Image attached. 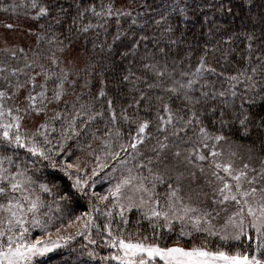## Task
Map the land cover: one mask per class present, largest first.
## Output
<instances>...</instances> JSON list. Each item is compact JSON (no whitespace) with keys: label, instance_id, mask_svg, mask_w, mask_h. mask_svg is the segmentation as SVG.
<instances>
[{"label":"trees","instance_id":"1","mask_svg":"<svg viewBox=\"0 0 264 264\" xmlns=\"http://www.w3.org/2000/svg\"><path fill=\"white\" fill-rule=\"evenodd\" d=\"M35 2L39 6L56 2L63 4L67 12L65 23L62 26L55 25L50 16L40 17L39 7H33V0H0V67L8 69L6 75L13 83L16 80V77L10 75L13 69H22L25 74L31 75L42 71L59 73L61 68L70 70L69 80L75 81V87L71 83L65 84V91L68 93L66 99L78 101L77 110L80 104H84L92 113L103 112V117L97 116L86 126L77 120L76 126L80 135L68 140L65 145V152L71 153L67 160L80 162V175L89 185L87 196L75 194L70 199H60L59 192L62 190L66 195L71 181L59 173L56 179L59 189L56 194L43 193L40 184L48 182L51 186V169L43 168L40 163H33L39 158L31 157L25 149L0 152V155L12 156L15 163L26 171L33 181L29 185L34 190L32 198L40 197V207L35 219H39L41 223L33 227L34 218L31 215L27 217L29 223L25 225L28 228L25 234L26 242L48 233H59L66 240L47 256L33 258L32 264H116L111 260L113 252L108 244L113 237L118 238L117 243L119 239H124L125 242L134 241L163 248L181 244L187 247L203 246L211 251L224 250L230 255H257L258 241L254 231L249 232L246 229V235L240 240L222 241L220 238L221 235L227 234L226 222L232 214H236L238 206L232 201L214 203L220 200L216 191L220 182L212 175L213 171H218L212 161L231 162L234 167L238 166L239 159L249 157L254 161L252 167L259 168L260 157L264 156V152L261 151L260 138L256 136L255 130L252 136H245L238 123H225L221 126L220 113L225 112V119H229L231 109V106L226 107L223 101L225 98L231 101L232 97L230 94L226 97L213 94L222 91L227 93L230 87L229 77L245 70L251 74L252 68L260 63L256 57L264 55V22L261 21V16H264V0H114L116 8L131 11L132 16L120 17L117 23L115 17L101 19L91 13L85 14L82 24H92L93 27L87 33H80L78 29L82 24L78 20L76 30L71 34V48L67 47L70 41L65 37L68 22L77 15L76 5L86 7L94 4L99 10L102 0ZM103 2L107 4L109 0ZM180 8L185 9L187 19L180 13ZM162 15L167 16V19L157 25L156 21L161 20ZM133 18L136 24L131 23ZM168 23L173 27L172 32L165 30ZM9 24L13 27H7ZM117 31L121 33V38L114 43L113 37ZM141 36L145 37L142 41L139 39ZM134 40L139 41V47L134 48ZM59 41H63V44ZM100 45H103V48ZM61 48L63 51H60ZM160 49H164V52L161 53ZM50 57L58 58L59 68L52 63ZM26 63L32 64L33 67L26 68ZM201 63L204 68L194 77L193 74L197 73ZM149 65L163 70L165 75L157 76L154 68L148 67ZM209 68L215 72H209ZM85 69H88L87 73ZM125 76L128 77L127 80L124 79ZM18 77L21 81L26 79V75L19 73ZM44 78L37 75L38 83ZM194 78L198 82L192 85L193 90L188 92V95L201 101L194 107L184 101L183 92L187 91L186 89L181 90L180 94L165 91L169 87H178L176 81L186 83ZM55 79L53 76L49 80V89L56 86L53 83ZM243 79L241 77V80ZM256 79H260L259 73ZM86 80L88 87L84 86ZM3 83V79H0V86ZM244 87L243 83L238 84L236 90L243 94ZM101 88L107 93L102 99L98 98ZM201 93L208 95L204 97ZM142 96L143 100L140 99ZM108 99L113 101L115 121L110 118L106 103ZM239 103L238 96L236 104ZM166 104L172 108L174 114L173 123L178 132L175 136L172 134V125L167 126V132L157 130L158 125L163 127L162 122L157 119V113L166 117ZM57 107L61 111L64 110L63 103L52 104L49 105V115H52V110ZM213 108L215 111H212ZM191 111L197 112L198 120L202 121L209 133L225 137L219 142L208 141L209 147L221 155L212 157L209 148L203 147L199 137L201 124H186ZM122 112L128 120L123 118ZM65 114L67 116V113ZM252 114L257 118L264 116V103L260 101L259 96L252 106ZM180 116L184 119L177 120L176 117ZM67 118L71 119V116ZM142 121L149 122L147 135L150 139L137 145L134 150L129 145L135 142L133 137L136 135L137 125ZM41 122V118L27 119L21 131L31 134ZM53 126L56 131H49L52 143H65L60 135L63 130L60 122L57 121ZM66 127L65 124L64 128ZM181 128H186L187 131H182ZM117 132L120 135H117ZM104 142L108 143V148L104 147ZM160 143L168 144L169 147L162 157L165 163L157 164L159 153L154 149H158ZM121 145L127 149L126 152L121 151ZM225 146L228 153L223 151ZM177 150L182 153L180 161L172 155ZM200 152H205V161L201 162L195 158ZM115 153H119V159L113 158ZM183 156H191L192 163L183 160ZM121 160L126 163L122 164ZM149 161L152 162L150 165ZM101 164L106 166L101 169ZM140 164L151 166L155 174L164 177L155 185L158 195L154 199L160 201V209L165 208L166 192L171 190L169 185L180 187L181 192L178 195L184 197V202L192 204L206 214L203 219L207 222L201 224V231H196L190 221H181L174 217L170 225L171 230L168 222L163 219H148L144 213L150 205L141 206L140 194L129 189H125L122 194L126 197L132 196L135 206L131 210L125 208L124 218L127 219V224L122 222L119 208L112 206L115 200L109 195V190L114 189L122 178L129 175V169H132L133 176L149 177L147 168H139ZM200 167H203V172ZM93 168L97 169L98 175H91ZM193 173L195 175H192ZM220 175L226 174L221 172ZM143 182L149 187L152 186L150 177ZM93 192L97 195L92 196ZM189 193L193 196L191 201L188 200ZM103 196H108V200L101 202L99 197ZM2 203L4 201L0 199V204ZM108 212L112 213L111 217L106 215ZM6 215L7 213H0V218ZM78 222L88 224V229L78 225ZM106 225H110L112 236L108 235ZM209 226L213 234L203 230ZM83 231L90 232V236L77 234ZM89 239L93 242L90 243ZM260 245L258 258H264V243L260 242Z\"/></svg>","mask_w":264,"mask_h":264},{"label":"snow or ice","instance_id":"2","mask_svg":"<svg viewBox=\"0 0 264 264\" xmlns=\"http://www.w3.org/2000/svg\"><path fill=\"white\" fill-rule=\"evenodd\" d=\"M33 7H39L40 17H51L55 21V25L62 26L65 23V15H67L66 9L63 4L59 2L39 6L33 0ZM78 9L77 15L68 22L67 28L68 32L66 39H69L70 43L67 47L71 48V34L76 30L75 26L77 21L80 20L82 24V18L85 14L91 13L93 16L104 19L115 17L116 22H119L120 17H131L132 12L125 8H116L114 0H109L107 4L102 2L99 5V10L94 4H89L86 7H81L80 4L76 5ZM7 10V9H6ZM181 14L187 15L185 9H179ZM64 14V15H61ZM167 16L162 15L161 20H157V25H161ZM261 21L264 22V16H261ZM132 24H136V20L133 18ZM99 26V25H97ZM7 27L12 28L11 24ZM93 27L92 24L83 25L78 29L80 33H87ZM165 30L168 32L173 31L171 23L165 26ZM121 33L117 31L116 35L113 37V42L120 40ZM141 41L145 39L144 36L139 38ZM251 39V37L249 38ZM174 42V41H173ZM63 44V41H59ZM133 46L139 47V41L134 40ZM103 48V45H100ZM23 51V50H21ZM60 51H63L61 48ZM109 51H111V46H109ZM161 53L164 49H160ZM249 51H251V44L249 45ZM52 63L59 68L58 58L50 57ZM256 59L260 61L256 67H253L251 74L247 70L238 73L236 76H231L228 78L230 82V87L228 92L214 93L213 96L219 95L220 97H226L228 94L231 95L232 100L228 101L226 98L223 103L225 106H231L229 119H225V112H221V126L225 123H238L242 134L245 136H252L253 130H255L256 136H258L259 143L261 145V151L264 152V116L257 118L252 114V106L256 103V97L259 96L260 101L264 103V55L257 56ZM251 60V55L249 56ZM26 68H32V64H25ZM43 67V66H41ZM94 67V66H93ZM155 70V73L159 77H163L165 72L154 66L149 65ZM204 68V64L201 63L200 67L197 69V73L193 74L197 77L200 73V69ZM86 73L88 69L84 70ZM209 72H215L214 69L209 68ZM7 68L0 67V79H3L4 83L0 86V152H7L9 149H25L31 157H37L38 160H34L33 163H40L43 168L51 169L50 183L48 182L40 184V190L47 194H56V190L59 189V185L56 184L57 173L62 174L64 178L71 181L69 184V190L65 195L61 190L59 192L60 199L66 200L73 197L75 194L82 196L89 195V185L85 179L80 175L82 169L80 162H69L67 157L71 155L70 152H65V145L68 140L74 139L80 135V131L77 130L76 121L79 120L82 125L86 126L90 122L96 119L97 116L103 117V112L92 113L86 109L84 104L79 105V110H77L78 101H68L66 99L68 93L65 91V84L71 83L75 87V81H70L69 76L71 71H66L60 69L59 73H50L49 71H42L37 75L45 77L42 82L37 81V75L25 74L22 69H13L10 73L12 77H16L15 82L9 80ZM18 73L26 75V79L21 81L18 77ZM259 73L260 79H256ZM55 76L56 79L53 80L55 87L49 89V80ZM241 77L244 79L241 80ZM125 80L128 79L127 76L124 77ZM198 82L197 79H190L186 83H180L176 81L178 87H169L165 91L172 94H180L181 90L186 89L183 92L184 101L193 107L199 104L201 101L199 99H193L188 95V92L192 91V85ZM103 83V81H101ZM243 83L245 85L243 94L239 93L237 85ZM259 85V87H257ZM85 87H88V81H85ZM152 87V85H149ZM51 91V95H49ZM23 93V95H21ZM252 93H255L253 95ZM106 91L101 88L98 94V98L106 97ZM202 96L207 97V93H201ZM239 96L240 103L236 104V98ZM141 100L144 99L142 96ZM163 99V97H159ZM64 104V110L61 111L58 107L52 110V115H49V105ZM108 105V110L110 112V118L112 121L116 120V112L112 108L113 101L108 99L106 101ZM139 109V104L136 105ZM164 111L165 116H161L157 113V119L163 124L161 128L157 126L158 131L167 132V126H173L172 134L175 136L178 134L176 126L173 123L174 114L172 108L169 105H165ZM212 111H215L213 108ZM67 113V116L66 114ZM83 113V115H82ZM125 120H128L126 115L121 113ZM71 116V119L67 117ZM87 116V119H85ZM32 118H41V122L38 128L31 134L22 132V127H25V121ZM177 120H183L184 117H176ZM59 121L62 127L60 133L62 140L65 143L53 144L50 137L49 131H56L53 126ZM193 122L201 124L199 128L200 142L203 144L204 148H209V153L212 157H217L221 155L210 148L208 141L214 140L216 142L225 139L223 135H214L208 132L207 128L203 126L202 121L197 118V112L191 111L189 118L186 121L187 125H192ZM67 125L64 128V125ZM149 129V122L142 121L137 125L136 135L133 137L134 143H130L132 149H137V145L143 144L146 139H150L147 135V130ZM182 131H187L186 128H181ZM111 135V133H108ZM117 135H120L117 132ZM38 137L40 139H38ZM95 138V136H94ZM167 139V137H165ZM52 145L47 147V145ZM90 146V145H89ZM108 143L104 142V147L108 148ZM169 145L165 143H160L158 149H154L159 153L156 163H165L164 151L168 149ZM121 151L126 152L127 149L121 145ZM63 153V155H61ZM15 154V153H14ZM177 161L182 158V153L177 150L172 154ZM114 159H119V153L113 154ZM199 161H205L206 155L200 152L195 156ZM183 160L188 163H192L191 156H183ZM121 163H126L121 160ZM152 162L149 161V165ZM214 168L218 171H213L212 175L220 182V186L217 188L220 200L214 201V203H227L228 201L234 202L237 206L236 216L240 219L235 223L234 227L237 231L233 234V239H240L245 233V210L247 216L251 217L249 221V227L255 229L258 248L257 255L249 257L248 255L241 256L239 253L236 255H230L227 251L217 250L211 251L206 250L205 247H194L191 250H185L183 248H161L158 245H145L140 242H125L124 239H119V250H122L123 254L118 256H113L112 259L120 261V264H150V261H155L158 257L159 260L163 261L164 264H264V258H258L259 248H260V238L264 236V156L260 157V167L255 166L250 167L248 163L243 164L242 168L235 169L231 162L220 163L216 160L212 161ZM7 165V166H6ZM140 164L139 168H147L149 177L151 178L152 186H147L143 181L149 179V177H144L141 175L133 176L132 169H129V175L122 178L118 182L114 189L109 190V195L113 197L115 203L112 205L114 208H119L122 222L126 225L127 219L124 218L125 208L131 210L135 206L133 197L127 196L129 203L127 205L121 203V200L125 198L122 195L125 189H129L134 193H139L140 205L145 204L150 205L148 211L144 215L148 219L156 218L157 220L163 219L168 222L169 230H171V222L173 217L181 221L187 220L192 223V226L196 231H201V224L205 223L203 217L206 215L202 213L197 207L192 206L190 203L184 202V197L178 195L181 192L180 187H172L169 185L170 191L166 192L167 199L164 201L165 208L160 209V201L154 199L158 195L155 191V185L157 181H162L164 177L159 174H155L151 166ZM15 166V170L13 167ZM106 165L101 164L100 168L103 169ZM167 167V165H165ZM200 171L203 172V167H200ZM223 172L226 175L221 176L220 173ZM91 175H98L97 169L93 168L91 170ZM192 175H195L193 173ZM133 181H136L134 184ZM231 181H234L233 184ZM33 183L31 177H29L25 170L21 169L19 165L15 163L12 156L0 155V199L4 203L0 204V213H7L6 216L0 218V264H32L33 258L36 256H42L45 253L59 247L55 242L52 243H42L41 240H35L34 242H26V233L28 228L25 227L29 223L27 217L31 215L34 219L32 220V226L40 224L39 219H35L38 209L40 207V197L36 196L32 198V192L34 191L29 187ZM177 184H179V178H177ZM247 185V187H245ZM74 190V191H73ZM215 194V193H214ZM92 196H96V193H91ZM147 196V199H145ZM193 196L191 193L188 194V200L191 201ZM101 202L107 201L108 196L99 197ZM95 208V206H94ZM98 211V209H96ZM197 213H200L197 215ZM108 217L112 216L111 212L106 213ZM91 217L89 221H91ZM235 219V217L230 218V223ZM210 224V222H208ZM85 229L87 230L89 225L85 224ZM108 229V235L112 236L110 225H106ZM99 231V229H97ZM208 231L209 234H213L211 227L203 229ZM78 235H89L90 232L83 231L77 233ZM51 236V233H48ZM222 240H228L227 235H221ZM251 237H249L250 239ZM117 237L108 241V244L116 248L117 247ZM89 242L92 243L91 239ZM91 255V253H89ZM147 257L148 259H146Z\"/></svg>","mask_w":264,"mask_h":264},{"label":"rangeland","instance_id":"3","mask_svg":"<svg viewBox=\"0 0 264 264\" xmlns=\"http://www.w3.org/2000/svg\"><path fill=\"white\" fill-rule=\"evenodd\" d=\"M226 149H222L224 152H227L228 153V150H227V146H225ZM205 154V152H203ZM239 154V153H238ZM253 160L249 159V157H242V159H239L238 161V166H234L235 169H239V168H242L243 167V164L245 163H248L250 167H252V164H253ZM233 184L235 183L234 181H231ZM123 195V194H122ZM125 196V195H124ZM121 203L123 204H127L129 203V201L127 200V197L125 196V198L123 200H121ZM127 208V207H126ZM232 217H235V219L230 223V218ZM229 218V221L226 222V227H225V230L227 232V234L225 235H229V232L230 233V236H229V239L228 240H237V239H233L232 236L233 234L237 231V229L234 227L235 223L240 219L239 216H236L235 214H232V216H230ZM251 220V217L247 216V212L245 210V218H244V225H245V233H246V229H248V231H254L255 232V229L249 227V221ZM78 225H82L83 227L85 226V222H78ZM68 234V233H67ZM66 237H68L69 235H65ZM244 236V235H242ZM241 236V237H242ZM240 237V239H241ZM65 237L62 236L61 234L59 233H54V234H51V236L49 235H43V236H40V237H37L35 240H41L42 243H52V242H55L56 244L59 245H62L64 244L63 242L66 240L64 239ZM238 239V240H240ZM35 240L31 241V242H34ZM228 240H222V241H228ZM128 242H133V243H136L134 241H128ZM260 242L264 243V236H262L260 238ZM146 245V244H145ZM59 247H56L54 248L53 250L45 253L44 255L42 256H36V257H44V256H47V254L51 253L52 251H54L55 249H58ZM174 247H179V248H183L185 250H191L192 248L194 247H187V246H183L181 244H175V245H171L167 248H174ZM163 248V247H161ZM206 250H210V249H207ZM111 252H113V254L111 255V260H112V257L113 256H118V255H122L123 252L122 250H119V243H117V247L116 248H113L111 247ZM35 258V257H34ZM146 259H148L147 257H145ZM113 262L116 263V264H120V261L119 260H116V259H113ZM150 264H164L163 261L159 260V258L157 257L155 261H150Z\"/></svg>","mask_w":264,"mask_h":264}]
</instances>
